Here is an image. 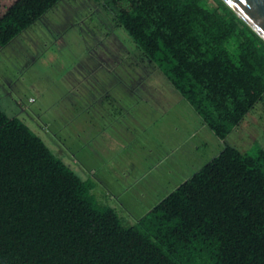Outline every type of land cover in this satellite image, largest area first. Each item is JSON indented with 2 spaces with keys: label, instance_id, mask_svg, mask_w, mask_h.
Masks as SVG:
<instances>
[{
  "label": "trees",
  "instance_id": "1",
  "mask_svg": "<svg viewBox=\"0 0 264 264\" xmlns=\"http://www.w3.org/2000/svg\"><path fill=\"white\" fill-rule=\"evenodd\" d=\"M62 0H0V50ZM220 140L264 99V40L222 0H93ZM0 105V264H264V151L227 145L135 225Z\"/></svg>",
  "mask_w": 264,
  "mask_h": 264
},
{
  "label": "rangeland",
  "instance_id": "2",
  "mask_svg": "<svg viewBox=\"0 0 264 264\" xmlns=\"http://www.w3.org/2000/svg\"><path fill=\"white\" fill-rule=\"evenodd\" d=\"M117 12L62 0L0 50V105L135 225L227 146L264 151V99L220 140Z\"/></svg>",
  "mask_w": 264,
  "mask_h": 264
},
{
  "label": "water",
  "instance_id": "3",
  "mask_svg": "<svg viewBox=\"0 0 264 264\" xmlns=\"http://www.w3.org/2000/svg\"><path fill=\"white\" fill-rule=\"evenodd\" d=\"M264 40V0H222Z\"/></svg>",
  "mask_w": 264,
  "mask_h": 264
}]
</instances>
